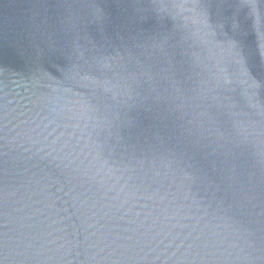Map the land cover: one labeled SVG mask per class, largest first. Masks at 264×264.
I'll use <instances>...</instances> for the list:
<instances>
[{"label": "water", "instance_id": "95a60500", "mask_svg": "<svg viewBox=\"0 0 264 264\" xmlns=\"http://www.w3.org/2000/svg\"><path fill=\"white\" fill-rule=\"evenodd\" d=\"M0 264H264V0H0Z\"/></svg>", "mask_w": 264, "mask_h": 264}, {"label": "snow or ice", "instance_id": "6c2138e0", "mask_svg": "<svg viewBox=\"0 0 264 264\" xmlns=\"http://www.w3.org/2000/svg\"><path fill=\"white\" fill-rule=\"evenodd\" d=\"M256 3V0H248V4L250 7H253Z\"/></svg>", "mask_w": 264, "mask_h": 264}]
</instances>
